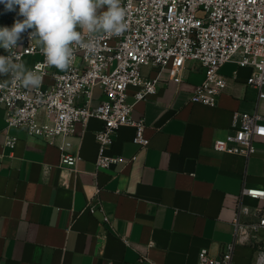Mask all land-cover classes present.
<instances>
[{
	"label": "crops",
	"instance_id": "1",
	"mask_svg": "<svg viewBox=\"0 0 264 264\" xmlns=\"http://www.w3.org/2000/svg\"><path fill=\"white\" fill-rule=\"evenodd\" d=\"M18 13V6L6 10L0 28L22 20ZM39 58L30 55L23 63L30 70ZM251 71L235 60L223 64L229 84L215 106L190 99L205 77L198 60L187 63L179 83L166 68L157 92L146 99L136 101L138 87L131 85L132 118L145 120L150 144L142 148L133 140L134 125L120 126L108 153L136 157L109 168L95 164L102 120L77 124L69 137V151L79 155L73 167L61 163L58 144L7 128L0 105V264H143L142 255L160 264H198L203 247L219 254L233 239L243 186L264 187V136H254L256 150L249 156L214 147L215 140L235 132V112L264 117V98L247 84ZM143 72L154 77L157 69L144 66ZM53 81L46 75L44 86ZM100 98L96 86L93 102ZM6 135L18 137L14 148L5 144ZM91 198L102 208L89 210ZM243 200L264 205L248 196ZM258 235L264 249V228ZM256 245H236L232 264H264Z\"/></svg>",
	"mask_w": 264,
	"mask_h": 264
},
{
	"label": "built area",
	"instance_id": "2",
	"mask_svg": "<svg viewBox=\"0 0 264 264\" xmlns=\"http://www.w3.org/2000/svg\"><path fill=\"white\" fill-rule=\"evenodd\" d=\"M122 7L126 10L127 30L121 36L101 35L93 51L76 48L73 62L65 71H51L52 66L45 63L38 44L28 38L31 29L22 34L19 47L11 49V53L19 57V62L39 53L41 58L33 62L30 70L37 72L42 82L38 88L24 87L9 78L6 86L0 87V105L6 109L7 128L20 127L29 135L58 144L61 163L74 167L79 155L69 151V137L76 132L78 123L86 127L91 118H98L102 127L96 131L95 164L97 169L109 168L136 157L108 153L120 126L134 125L133 140L142 148L149 146L145 120L132 118L134 103L127 100L128 89L137 86L136 101L146 99L157 92L166 68L179 83L187 63L198 60L205 77L190 99L215 106L229 84L221 67L235 60L241 66L251 67L247 84L256 86L259 96L264 98V0H122ZM84 35L87 39L88 34ZM8 54L0 47V55ZM144 66L156 68L157 74L149 77L143 72ZM50 73L54 81L44 86ZM3 81L0 77V83ZM96 86L102 89V98L94 103ZM263 119L258 112H235V132L215 140L214 147L249 156L256 150L254 136H264ZM17 139L15 135H6L5 144L14 148ZM99 189L97 186L96 192ZM246 196L264 200V187L243 186L232 220L233 239L219 254L201 248L198 264H232L238 244H257L256 252L264 254L258 244V230L264 228V205L247 204L243 200ZM93 199L87 206L92 212L97 206L102 208L101 201ZM105 220H109L106 215ZM140 260L143 264H160L146 255Z\"/></svg>",
	"mask_w": 264,
	"mask_h": 264
},
{
	"label": "clouds",
	"instance_id": "3",
	"mask_svg": "<svg viewBox=\"0 0 264 264\" xmlns=\"http://www.w3.org/2000/svg\"><path fill=\"white\" fill-rule=\"evenodd\" d=\"M0 4L7 11L18 6V15L23 17L10 29L0 28V47L9 53L0 55V77L19 81L24 87L38 88L42 82L37 72L11 53L29 29L28 38L38 44L45 63L65 71L76 48L93 51L101 35L121 36L128 28L122 0H0ZM6 84L7 80L0 87Z\"/></svg>",
	"mask_w": 264,
	"mask_h": 264
},
{
	"label": "trees",
	"instance_id": "4",
	"mask_svg": "<svg viewBox=\"0 0 264 264\" xmlns=\"http://www.w3.org/2000/svg\"><path fill=\"white\" fill-rule=\"evenodd\" d=\"M6 8L4 4H0V17L2 19L3 14L5 13Z\"/></svg>",
	"mask_w": 264,
	"mask_h": 264
}]
</instances>
